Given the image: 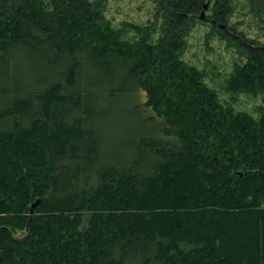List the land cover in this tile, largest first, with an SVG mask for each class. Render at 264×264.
<instances>
[{"label": "trees", "instance_id": "1", "mask_svg": "<svg viewBox=\"0 0 264 264\" xmlns=\"http://www.w3.org/2000/svg\"><path fill=\"white\" fill-rule=\"evenodd\" d=\"M150 1L131 45L109 0H0V264H264V108L182 60L205 21L243 56L233 101L264 96V44L232 0Z\"/></svg>", "mask_w": 264, "mask_h": 264}, {"label": "rangeland", "instance_id": "2", "mask_svg": "<svg viewBox=\"0 0 264 264\" xmlns=\"http://www.w3.org/2000/svg\"><path fill=\"white\" fill-rule=\"evenodd\" d=\"M213 1V0H211ZM210 2V0H209ZM157 5L150 0H109L106 22L116 31H121L123 41L136 45L145 30L157 25ZM231 28L244 33L257 43L264 44V12L251 13L246 0H232ZM141 30L142 32H139ZM151 37L156 38L157 34ZM243 56L223 33L214 30L211 24L197 20L188 35L182 60L205 74V83L217 91L225 104H234L238 110L256 112L264 108V96L235 95L227 90L235 65L241 64ZM145 100V95H141Z\"/></svg>", "mask_w": 264, "mask_h": 264}, {"label": "water", "instance_id": "3", "mask_svg": "<svg viewBox=\"0 0 264 264\" xmlns=\"http://www.w3.org/2000/svg\"><path fill=\"white\" fill-rule=\"evenodd\" d=\"M209 8V2L206 3L205 5V9L202 11L201 15H200V19L204 20L206 19V10ZM222 28H224V26H222ZM41 203V200H38L37 202H35L32 207H31V213L33 214L35 211V208Z\"/></svg>", "mask_w": 264, "mask_h": 264}]
</instances>
